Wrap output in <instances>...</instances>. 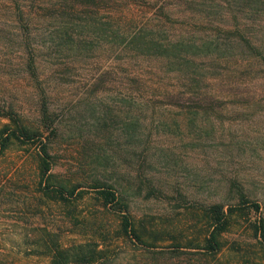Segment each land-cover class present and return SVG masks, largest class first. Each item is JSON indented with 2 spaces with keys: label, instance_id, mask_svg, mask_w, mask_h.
Returning <instances> with one entry per match:
<instances>
[{
  "label": "rangeland",
  "instance_id": "rangeland-1",
  "mask_svg": "<svg viewBox=\"0 0 264 264\" xmlns=\"http://www.w3.org/2000/svg\"><path fill=\"white\" fill-rule=\"evenodd\" d=\"M215 2L226 5L225 0H127L121 6L135 21L147 24L153 38L190 36L200 46L196 52H184L190 57L183 59L179 76L166 57L160 60L131 48H97L58 57L37 50L43 63L40 79L51 81L45 88L52 96L50 109L57 125L49 145L50 180L78 182L86 192L71 206L80 217L75 219L67 213L68 205L40 195L39 181H48L37 167V143L16 140L7 147L0 153V264H46L39 245L44 230L58 232L63 244L102 230L108 237L97 235L98 240L116 249L111 264L151 263L150 256L111 232L116 213L95 197L94 177L127 189L131 211L148 226L164 230V239L157 242L166 248L160 264H264L261 244L246 221L224 233L227 243L214 256L197 246L167 252L174 240L166 237L169 231L183 244L204 237L205 223L194 214L193 205L215 198L235 200L229 189L232 178L253 190L251 197L261 202L264 215L263 66L244 58L239 44L222 43L232 15L225 7L217 9ZM209 4L217 12L211 14ZM164 7L171 11L170 19ZM111 15L103 16L115 21L106 26L119 28L125 22ZM205 16L214 19L209 23ZM205 39L211 41L208 50ZM22 52L0 50V65L12 71L1 76L11 82L10 96L22 122L42 130L35 101L24 90L32 87L14 72ZM227 74L222 89H229L225 96L232 98L213 101L215 112L209 117L195 113L200 105L194 100L177 101L167 94L212 89L217 76ZM6 121L0 117V128Z\"/></svg>",
  "mask_w": 264,
  "mask_h": 264
},
{
  "label": "trees",
  "instance_id": "trees-1",
  "mask_svg": "<svg viewBox=\"0 0 264 264\" xmlns=\"http://www.w3.org/2000/svg\"><path fill=\"white\" fill-rule=\"evenodd\" d=\"M126 1L0 0V50H23L17 64L18 68L14 69V72L24 78V82L32 87L29 90L24 88L27 90L25 94L35 101L39 123L43 127L40 130V126H27L22 122L17 113L19 106L14 102L15 98L10 96L12 95L9 88L11 82L1 76L12 71L10 72V69L6 70L4 66L0 65V117L8 118V121L4 122L0 128V153L16 140L21 144L36 142L37 167L41 177L48 181L44 184L42 180L39 181L40 195L48 197L56 203L68 205L67 213H71L75 219L80 217L77 213L73 214L71 206L74 207L78 199L84 197L86 189L81 187L78 182L66 183L50 180L52 173L49 170L52 161L49 145L52 135L57 133V125L50 109L49 101L52 96L45 88L46 85H51V81L49 77H46L44 81L40 79L43 63L40 58H37L39 53L37 50H46L48 54L54 52L58 57L70 52L82 55L84 51L92 52L97 48L110 50L131 48L144 55L154 54L160 60H164L166 57V61L172 64L171 70L179 76L186 64L183 59L187 60L190 57L184 52L190 50L196 52L200 47L193 42L194 39L190 36L167 39L169 34L167 36L164 34V38H161V35L153 38L154 33L148 34L151 28L147 24L135 21L124 7L122 10L121 6ZM225 2L226 5L215 2L217 9L225 7L232 15L231 25L224 29L226 34L222 43L226 40L227 45L239 44L244 51L243 57L250 63H260L259 67L263 66L261 69L264 72V0H225ZM211 4H209L208 10L214 14L217 9L215 5ZM162 9L163 6L160 7L161 12ZM166 9L164 7V14L170 19L171 11L167 12ZM106 13L107 16L112 13L111 17L117 15L115 19L116 22L120 20V24L122 21L125 22L119 28H110L109 25L106 26L107 22L115 21L103 18ZM243 16L246 17L245 20H243ZM203 18L209 23L214 19L206 16ZM230 35H236V38L233 39V36ZM148 36L151 38L148 39ZM205 40L207 41L204 43L206 45L204 50H208L211 47V41ZM225 76L230 78L229 74L217 76L216 82L210 84L212 89H207L205 86L187 93L178 92L175 94L172 91H167V94L176 97L177 101L194 100L200 105V109L195 110V113L209 117L215 112L213 101L223 100L217 99L229 93V89H222L224 84L222 81ZM262 91L261 94L264 97V88ZM233 95L236 97L235 94ZM225 97L232 98V96ZM44 129L48 130V134L43 133ZM92 181V186L96 188L94 190L95 197L116 213L117 224L111 230L113 235L122 238L124 242H131L140 249L142 254L150 256L152 260L149 264H160L159 257L164 254L166 248L159 246L157 242L164 239V230L162 231L161 227L148 226L143 217H138L131 211L128 199L130 192L127 189H121L113 181L99 177H94ZM229 189L235 193L233 197H237L233 201H229L230 198L226 200L215 198L213 202L194 203V214L197 213V218L202 219L206 226L204 237L197 238L195 236L197 242L193 244V240H188L187 244H183L175 234L169 231L166 237L174 240L171 244L173 248L167 252H180L183 250L180 248L183 245L197 246L203 247L202 252L205 254L214 256L227 243L224 233L235 225L242 224V221H246L248 227L252 229L253 236L261 244L264 254V215L260 210L261 202L257 198L251 197L253 190H249L234 178L230 179ZM108 232L110 231L108 230ZM58 234L51 230L42 232L39 245L42 247L41 253L47 258L46 264L112 263V253H116V249L111 246L110 242L98 240L97 235L105 239L108 237L102 230H96L91 238L70 244H63ZM234 245L235 248L242 249L240 243L238 245L232 243V246Z\"/></svg>",
  "mask_w": 264,
  "mask_h": 264
}]
</instances>
